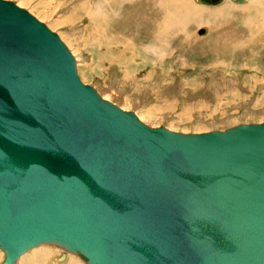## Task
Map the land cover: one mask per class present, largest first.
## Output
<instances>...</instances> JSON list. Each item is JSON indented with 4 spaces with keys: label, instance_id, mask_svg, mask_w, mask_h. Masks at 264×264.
<instances>
[{
    "label": "water",
    "instance_id": "95a60500",
    "mask_svg": "<svg viewBox=\"0 0 264 264\" xmlns=\"http://www.w3.org/2000/svg\"><path fill=\"white\" fill-rule=\"evenodd\" d=\"M41 244L85 264H264V120L150 126L0 0V264Z\"/></svg>",
    "mask_w": 264,
    "mask_h": 264
},
{
    "label": "rangeland",
    "instance_id": "374dc122",
    "mask_svg": "<svg viewBox=\"0 0 264 264\" xmlns=\"http://www.w3.org/2000/svg\"><path fill=\"white\" fill-rule=\"evenodd\" d=\"M13 1L59 35L76 58L82 82L93 85L102 97L121 108L133 110L150 126L163 124L181 132H204L264 120V46L258 45L261 40H253L249 47L245 46L246 50L210 53L206 49L208 41L217 39L218 31L225 33L229 29L233 35L240 34L235 22L231 21L233 25L224 23L235 18L234 10L228 8L231 7L229 1H233L239 19L243 16L240 8L246 7L247 2L223 0L221 4L208 6L195 0ZM227 1L216 22L215 16L202 13L220 8ZM167 7L176 9L165 11ZM186 8L192 16L184 18L181 27L191 25L188 31L186 28L185 32L177 28L161 30L162 18L169 21L170 15L178 16ZM258 9L263 12L264 3ZM257 23L260 25V21ZM201 28L205 32L199 34ZM156 29L157 33L166 31L167 36L163 34L157 39ZM261 38L263 40L264 35ZM177 44L178 47L174 46ZM217 53L225 64L213 67ZM41 247L42 250L54 249L52 255H47L49 261L45 264H57L53 259L57 255L55 250H60L61 254L62 249L51 245H40L36 249ZM67 255L70 256L62 264H67L72 255L77 257ZM79 259L77 257V264H84ZM2 260L0 250V262Z\"/></svg>",
    "mask_w": 264,
    "mask_h": 264
},
{
    "label": "bare ground",
    "instance_id": "6f19581e",
    "mask_svg": "<svg viewBox=\"0 0 264 264\" xmlns=\"http://www.w3.org/2000/svg\"><path fill=\"white\" fill-rule=\"evenodd\" d=\"M143 2H144V0H142ZM148 1V0H147ZM223 1V0H222ZM222 1L221 2H219L218 4H221L222 3ZM128 2H133V0H128ZM139 2V1H138ZM156 2V1H155ZM195 2H197L198 4L200 3V4H203V5H208V6H214V5H218V4H214V5H209V4H206V3H203V2H199V1H197V0H195ZM243 2H247V6L246 7H242V8H240V9H242V12H243V16H242V19H239V14H238V12H236L235 11V9L233 8V1L232 2H230L229 1V3H230V5L229 6H231V7H228L230 10H234V16H235V18L233 19V20H229V21H227V22H225L224 24H226V25H231V21H233V23L235 22L236 24H237V26L235 27L236 29H237V31L240 33L239 35H233V34H231L230 33V30L228 29V30H226V31H228V32H225V33H223V32H220V31H218V32H216L217 33V35L218 36H216L215 35V37H217V39H215V40H211V41H208V43H207V47L208 48H206V49H209L210 50V53H214L215 51H218V52H220V53H225V51H228V50H235V49H243V50H246V48H245V46L246 47H249L250 46V44H251V42L253 43V40H261L260 42H259V46H260V48L262 47V46H264V38H263V40H262V38H261V35H264V11L263 12H260V10L258 9V8H260V6L262 5V3H264V0H238V3L240 4V3H243ZM141 3V2H140ZM139 3V4H140ZM151 3V2H150ZM228 3V1L226 2V3H224L220 8H217V9H214V10H204V11H202V13H208V15L210 14L211 16H215V18H214V21L216 22V20L218 19V15H219V13L223 10V8L225 7V5ZM143 4V3H142ZM239 4H236V6H239ZM135 5V4H134ZM144 5V4H143ZM147 5H149V4H147ZM155 5V4H154ZM141 7V6H140ZM96 8H97V6H96ZM162 8V7H161ZM262 8V7H261ZM134 9V8H133ZM152 9V8H151ZM150 9V10H151ZM157 9V8H156ZM174 9H176V8H174V7H167V8H165V11H172V10H174ZM97 11H98V9H96ZM130 10H132V9H130ZM141 10V9H140ZM236 10H238V8L236 9ZM144 11V10H143ZM154 11V10H153ZM160 11V13L161 12H163V11H161V10H159ZM164 11V12H165ZM258 11H259V13H258ZM150 12V11H149ZM132 13V12H131ZM135 13V12H134ZM134 13H133V15H134ZM138 13V12H137ZM140 13V12H139ZM142 13V12H141ZM144 14H145V12H143ZM166 13V12H165ZM177 13L179 14V12L177 11ZM177 13H176V15H177ZM151 14H152V12H151ZM155 14V13H154ZM33 15V14H32ZM132 15V14H131ZM157 15V14H156ZM159 15V14H158ZM191 15V11L189 12V9L188 8H186V10L182 13V14H180V15H178V16H175L174 17V15L172 16V15H170V20L169 21H167L166 19H164V18H162L161 20H160V23L162 24V26H161V30L163 29V30H166V31H170V29H176L177 28V30H180V31H183V32H185V30L187 29V31L189 30V28L191 27V25H190V27H184V28H182L181 26H183L184 25V21H182L184 18H186L187 16H190ZM136 16V15H135ZM144 16V15H143ZM149 17H151L150 15H148ZM147 16V17H148ZM167 16V15H166ZM192 16V15H191ZM190 16V17H191ZM139 17H140V15H139ZM146 17V16H145ZM162 17H163V15H162ZM130 18V17H129ZM143 18V17H142ZM141 19V18H140ZM151 19H152V17H151ZM191 19V18H190ZM195 19V18H194ZM203 19V18H202ZM39 20V19H38ZM134 20H135V18H134ZM149 21H150V19H148ZM157 20V19H156ZM155 20V21H156ZM158 20H159V17H158ZM142 21H143V19H142ZM190 21V20H189ZM213 21V22H214ZM257 21H260V25H259V23H257ZM140 22V21H139ZM145 22V21H144ZM153 22V21H152ZM159 22V21H158ZM186 23V22H185ZM208 23V22H207ZM233 23H232V25H233ZM45 24V23H44ZM46 25V24H45ZM209 25V23L207 24V26ZM215 25V24H214ZM225 25V26H226ZM256 25H258V26H256ZM47 26V25H46ZM165 26V27H164ZM212 26V25H211ZM48 27V26H47ZM158 28L160 27V26H157ZM209 27V26H208ZM49 28V27H48ZM186 28V29H185ZM223 29H224V27H222ZM50 29V28H49ZM209 29V28H208ZM226 29V28H225ZM232 29V28H231ZM51 30V29H50ZM160 31V30H159ZM166 31H164L163 33L162 32H158L157 33V29H156V36H157V39H159V38H161V37H163L164 35L165 36H167L166 35ZM203 32H205V29L204 28H201V29H199V31H198V33L199 34H202ZM189 33V32H188ZM57 34V33H56ZM164 34V35H163ZM261 34V35H260ZM211 35H213V34H211ZM57 36L59 37V35L57 34ZM220 36H223L224 37V39L223 40H220L219 38H220ZM154 37V36H153ZM184 37H185V35H184ZM190 37V36H189ZM247 37V38H246ZM60 38V37H59ZM181 38V37H180ZM209 38V37H208ZM61 39V38H60ZM154 40V39H153ZM176 40V39H175ZM174 40V41H175ZM209 40V39H208ZM156 41V40H155ZM179 41H180V39H179ZM63 42V41H62ZM64 43V42H63ZM93 43V42H92ZM168 43V42H167ZM255 43V42H254ZM65 44V43H64ZM169 44V43H168ZM256 45V44H255ZM174 46H176V47H178V44L177 45H174ZM181 47H182V45H180ZM220 47V50H218L217 49V47ZM252 46H254L253 44H252ZM67 47V46H66ZM227 47V48H226ZM68 48V47H67ZM184 48V47H183ZM69 50V49H68ZM70 51V50H69ZM241 52V51H240ZM70 53H71V51H70ZM240 54V53H239ZM71 55L73 56V58H74V60H75V70H76V73H77V61H76V58L74 57V55L71 53ZM215 56H216V58L214 59L215 60V63H214V65H213V67L215 66H220V65H223V63L225 64V61H223V60H219V57L221 56L219 53H217V54H215ZM228 64V63H227ZM77 76H78V73H77ZM78 78H79V76H78ZM80 79V78H79ZM80 81H81V79H80ZM82 82V81H81ZM84 83V82H83ZM86 84V83H85ZM91 86H93V85H91ZM94 87V86H93ZM95 88V87H94ZM95 90L98 92V90L95 88ZM99 93V92H98ZM99 95L102 97V95L99 93ZM103 96H105V95H103ZM108 97H109V99H111L110 98V96L108 95ZM104 98V97H103ZM105 99V98H104ZM106 100H108V99H106ZM109 101H111V100H109ZM111 102H113V101H111ZM114 103V102H113ZM114 104H116L118 107H120L117 103H114ZM121 108V107H120ZM121 109H123V108H121ZM123 110H127V109H123ZM131 111H133V110H131ZM134 112V111H133ZM134 114L138 117V115L134 112ZM139 118V117H138ZM140 119V118H139ZM141 120V119H140ZM143 120V119H142ZM141 120V121H142ZM144 122V121H143ZM145 123V122H144ZM95 173H96V170H95ZM69 236V235H68ZM41 245H50V244H41ZM38 246H40V245H38ZM38 246H36V247H38ZM51 246H56V245H51ZM36 247H33V248H31V249H29V250H27L26 252H24L23 254H21L17 259H16V264H45V261L48 259V258H46L47 257V255H49V254H51L53 251H54V249H52L51 251L50 250H42V247L40 248V249H36ZM56 247H58V248H60L59 246H56ZM36 249V250H33L32 252H30L29 253V251L30 250H32V249ZM55 248V247H54ZM48 249V248H47ZM56 249V248H55ZM62 249V252H64V257L63 258H60V250H55V252L57 251V255L53 258L54 259V261H56V262H58V263H60V264H62V263H64L65 261H66V259H67V256H70V255H67L68 253H71V254H74V255H76L77 257H79L80 258V256L79 255H77V254H75V253H72V252H69V251H65L63 248H61ZM1 250V249H0ZM2 251V250H1ZM3 252V251H2ZM27 252L29 253V254H27ZM58 252H59V254H58ZM61 252V253H62ZM52 255V254H51ZM77 257L75 258L73 255H72V257H70L69 259H68V262H67V264H77L78 263V261L76 260L77 259ZM81 259V258H80ZM79 259V260H80ZM3 260H4V252H3ZM2 260V261H3ZM82 260V259H81ZM1 261V262H2ZM47 261H49V260H47ZM52 261V260H51ZM83 262H84V260H82ZM0 262V263H1ZM80 262V261H79ZM83 262H81V263H83ZM49 263V262H48ZM57 263V264H58ZM50 264V263H49ZM51 264H55V262H52ZM84 264H85V262H84Z\"/></svg>",
    "mask_w": 264,
    "mask_h": 264
}]
</instances>
